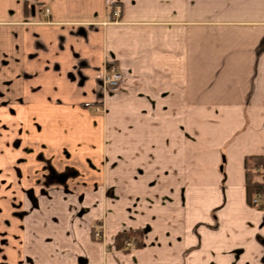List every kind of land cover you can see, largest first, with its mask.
Segmentation results:
<instances>
[{
    "label": "crops",
    "instance_id": "obj_1",
    "mask_svg": "<svg viewBox=\"0 0 264 264\" xmlns=\"http://www.w3.org/2000/svg\"><path fill=\"white\" fill-rule=\"evenodd\" d=\"M108 1L0 0V264H264V0Z\"/></svg>",
    "mask_w": 264,
    "mask_h": 264
},
{
    "label": "rangeland",
    "instance_id": "obj_2",
    "mask_svg": "<svg viewBox=\"0 0 264 264\" xmlns=\"http://www.w3.org/2000/svg\"><path fill=\"white\" fill-rule=\"evenodd\" d=\"M112 18L113 19H115V18L118 19L117 16H113ZM35 177L36 176H34L33 178L35 179ZM67 177H68V175H61L60 178L59 177H54L55 178V181H54V179H53V181L50 180L49 182H46L41 187L35 186L34 189H36V188L39 189V190L40 189L41 190L42 189L46 190V189H51V188L54 189L55 186L58 184V182L59 183L65 182V180L68 179ZM72 189L74 191H80L83 188L81 186L73 185L72 186ZM84 189L86 190L87 187H84ZM68 194L69 195H71V194L74 195V193H68ZM9 195L10 194H5V193L0 194L1 199L4 198V200H6L7 202L9 201ZM56 195L58 196L60 194L59 193H42L40 191H34V192H31V193H27L28 199L30 198V202H32L31 203V206L28 209H25L24 212L21 211L22 212L21 215H19L20 213L18 211L16 215L14 214V216L22 217V219L24 220V218L26 216L38 214L39 211L44 210V209H47L48 204H50L52 202L51 199L54 198V196H56ZM10 197H11V201H13L14 199H13L12 194H11ZM3 211H4L3 210V207L1 206V208H0V213H1V215H0V217H1V220H0V232H1V235H2V230L9 225L8 223H10L9 222V217L7 215H5L3 217ZM2 221H4L6 223V225H4L2 223ZM36 221H38V220H36ZM33 222H34V220H32V223ZM104 226L105 225L104 224L102 225V222L100 220H97L96 222L94 221L93 229L95 231L93 232V237L92 238H94V240H96L98 242H102L103 245L106 246V241H104V237H105L104 236ZM129 232L132 233V239L131 240H129L128 238L124 239V243L122 244L123 246H119L118 247L116 245V242H117V238H116L115 239V247L116 248H118V249H125V250H135L137 248H141L142 247V245H139V247L138 246L136 247L135 245L131 247V246L128 245V244H131V243L134 244L135 240L139 241L138 236H133V231H129Z\"/></svg>",
    "mask_w": 264,
    "mask_h": 264
},
{
    "label": "trees",
    "instance_id": "obj_3",
    "mask_svg": "<svg viewBox=\"0 0 264 264\" xmlns=\"http://www.w3.org/2000/svg\"><path fill=\"white\" fill-rule=\"evenodd\" d=\"M250 162V167L247 170V175H246V191H247V198L248 202L250 204L256 205L254 203V198L258 194H263L264 193V157L263 156H254L251 158ZM259 177H262V179H259ZM261 208L264 209V206L261 204H257ZM133 236H138L139 241H138V247L139 245L143 244V230H135L133 231ZM128 238L129 240L132 239V233L130 232H123L120 233L117 236V243L116 245L123 246L122 244L124 243V239ZM127 239V240H128Z\"/></svg>",
    "mask_w": 264,
    "mask_h": 264
},
{
    "label": "built area",
    "instance_id": "obj_4",
    "mask_svg": "<svg viewBox=\"0 0 264 264\" xmlns=\"http://www.w3.org/2000/svg\"><path fill=\"white\" fill-rule=\"evenodd\" d=\"M108 3H109V6H113L112 7L113 9H112V12H111V16L112 17L113 16H117L119 18L120 13H121L120 6L118 4H116L114 0H109ZM121 79H122V74L119 73L115 67H112L110 72H108V74H107L106 82L108 84H110V85H114L115 86ZM253 201L256 204H261V205L264 206V193L256 195ZM128 245L131 246V247L135 245L137 247L138 246V241L135 240L134 244L131 243V244H128Z\"/></svg>",
    "mask_w": 264,
    "mask_h": 264
}]
</instances>
